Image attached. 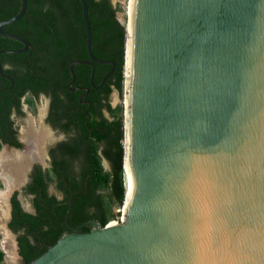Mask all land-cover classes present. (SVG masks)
<instances>
[{"label":"water","instance_id":"obj_1","mask_svg":"<svg viewBox=\"0 0 264 264\" xmlns=\"http://www.w3.org/2000/svg\"><path fill=\"white\" fill-rule=\"evenodd\" d=\"M99 89L115 62L93 56ZM0 37L29 43L3 27ZM124 43L123 171L132 176L121 217L70 230L30 264H264V0H134ZM127 49L129 63L126 65ZM111 65L98 86L93 64ZM0 75L3 74L0 65ZM83 95V96H84ZM89 226L87 232L82 229ZM18 251V245L15 241ZM19 256V255H18ZM20 258V257H19Z\"/></svg>","mask_w":264,"mask_h":264},{"label":"trees","instance_id":"obj_2","mask_svg":"<svg viewBox=\"0 0 264 264\" xmlns=\"http://www.w3.org/2000/svg\"><path fill=\"white\" fill-rule=\"evenodd\" d=\"M86 4L92 54L115 62L99 89L90 86L91 67L74 66L71 88L87 87L86 95L80 90L71 93L67 88L70 63L89 60L79 0H27L24 16L3 27L30 46L25 53L0 55L3 74L9 77L0 75V140L18 145L9 114L12 109L21 114L19 100L26 93L30 108L34 105L31 97L44 95L49 99L46 121L64 135L49 149L48 167L41 170L36 166L22 190L30 198L31 211L23 208L17 192L10 199L8 227L16 235L18 264H30L70 231L64 222L67 200L72 201L69 223L74 227L90 220L103 227L118 218L113 210L123 204V120L120 109L110 105V95L114 89H122L125 28L111 0H86ZM19 7L20 0H0V21L15 16ZM22 47L17 41L0 37V50ZM93 67V82L98 86L111 65L94 63ZM88 230L89 226L82 229ZM3 260L0 249V264H5Z\"/></svg>","mask_w":264,"mask_h":264},{"label":"rangeland","instance_id":"obj_3","mask_svg":"<svg viewBox=\"0 0 264 264\" xmlns=\"http://www.w3.org/2000/svg\"><path fill=\"white\" fill-rule=\"evenodd\" d=\"M131 0H111L113 6L116 8V17L118 21L124 26L129 21L127 15V6H129ZM48 99L41 96L33 105V107L27 109L25 117V123L20 122L21 137L26 142H30L37 147L39 154L40 164L44 167H48L47 150L54 146L57 142L64 139V135L61 133H55L45 122V114L47 110ZM126 104V97L124 94V80L121 91L113 90L110 95V105L114 109H120V114L124 116V105ZM107 117L109 115L105 113ZM110 118V117H109ZM0 148V155L8 153ZM11 159L1 163L0 165V249L4 254L5 264H18L19 256L15 247L16 235L9 229L8 223L10 220V204L9 198L11 193L15 190H19L21 186L26 182V169L29 168L30 163L27 161L25 155H21L13 152ZM104 169L108 170V163L103 160ZM19 171H16L17 169ZM5 175V177H3ZM11 177H9V176ZM8 178L13 180V187L8 190ZM7 180V181H6ZM20 202L26 211H31L30 198L24 195H20ZM114 213L118 215L117 219L111 221H117L121 217L122 206L115 207Z\"/></svg>","mask_w":264,"mask_h":264},{"label":"flooded vegetation","instance_id":"obj_4","mask_svg":"<svg viewBox=\"0 0 264 264\" xmlns=\"http://www.w3.org/2000/svg\"><path fill=\"white\" fill-rule=\"evenodd\" d=\"M3 70V68H2ZM45 97L44 95H40L38 97H31V100L33 102V104H35V102L41 97ZM29 98V95L26 93L24 95H22L20 97V112L21 114L17 113L14 109L11 110L10 114H9V121L12 123V130L15 132V141L18 145H10L7 143H4L0 140V148H5L4 150L9 152V157H6L5 159L0 160L1 163H4L5 161H8L11 159L10 156H12V153H18L21 155H25L27 161H29L30 166L28 169H26V182L23 184V186H21V188L19 190H15L13 193H11L10 198H9V204H10V199L12 197V195L17 192V199L20 201V195H24L22 190L25 187V185L27 184L28 180H29V176L32 173L33 169L38 166L41 168V170L45 169L46 167L42 166V164H40L39 161V154H38V150L37 147L35 145H33L30 142H26L25 140H23V138L21 137V131H20V122L25 123V117L27 114V109L30 108L29 104L26 102ZM47 98V97H46ZM48 99V98H47ZM26 106H28V108H26ZM48 111H49V99H48V104H47V110H46V114H45V122L47 115H48ZM47 125L55 132V133H59L56 130H54L49 123H47ZM63 135V134H62ZM53 146H51L50 148H52ZM49 148V149H50ZM47 150V160L49 161V156H48V151ZM0 163V164H1ZM1 166V165H0ZM16 171L20 172V169L18 168ZM5 177V176H3ZM25 196V195H24ZM21 203V202H20ZM10 212H11V204H10Z\"/></svg>","mask_w":264,"mask_h":264},{"label":"bare ground","instance_id":"obj_5","mask_svg":"<svg viewBox=\"0 0 264 264\" xmlns=\"http://www.w3.org/2000/svg\"><path fill=\"white\" fill-rule=\"evenodd\" d=\"M133 2L134 0L130 1L129 6H127V15H128V19L129 21L125 24V28L127 29V45H130V41H131V33H132V25H133ZM129 54H128V49H127V57H126V65H128L129 63ZM128 104V96H126V104ZM6 157H9V152L8 153H3L0 155V160L5 159ZM6 162V161H5ZM5 176V175H4ZM9 176V175H8ZM11 177V176H9ZM7 181V180H6ZM13 180L11 178H8V190H11L13 187ZM125 185H126V192H127V199H129L130 194H131V188H132V176L129 172V170L126 168L125 169Z\"/></svg>","mask_w":264,"mask_h":264}]
</instances>
